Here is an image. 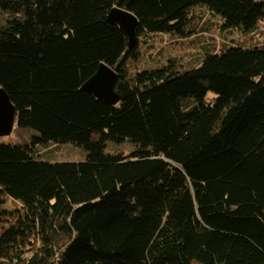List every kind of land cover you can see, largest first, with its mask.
I'll use <instances>...</instances> for the list:
<instances>
[{
  "label": "trees",
  "instance_id": "trees-1",
  "mask_svg": "<svg viewBox=\"0 0 264 264\" xmlns=\"http://www.w3.org/2000/svg\"><path fill=\"white\" fill-rule=\"evenodd\" d=\"M114 7L139 21L132 50ZM262 19L264 0H0V89L36 132L0 144V264H264V45L128 66L143 35L176 48ZM101 63L115 105L81 89ZM127 139L135 153L107 154ZM52 143L87 161H39Z\"/></svg>",
  "mask_w": 264,
  "mask_h": 264
},
{
  "label": "rangeland",
  "instance_id": "rangeland-1",
  "mask_svg": "<svg viewBox=\"0 0 264 264\" xmlns=\"http://www.w3.org/2000/svg\"><path fill=\"white\" fill-rule=\"evenodd\" d=\"M195 9L198 10L200 7L193 8L192 13H195ZM216 15L212 17H221L220 15ZM198 21L199 19H196L194 24ZM220 26L221 23L217 29L214 27L207 28L209 31L204 36L195 38L197 36L196 34L191 40L180 42L176 48H174L173 44L176 45L175 43L177 42L174 43L173 40L167 39L166 35H143L140 38L141 57L137 61H130L128 66H130L131 70L141 72L160 68L166 65L167 60L177 58L181 60L179 69L183 71L192 68L195 62L201 60L206 54L212 53L215 47L220 48L218 45L220 42L222 43V50H226L231 46L255 47L264 45V19L259 22L255 29L248 32L239 27L226 33ZM189 61L191 62L188 63ZM35 134L36 132L32 129L20 128L17 121H15L12 132L8 135L0 136V144H27L31 142ZM137 150V145L128 139L120 144L110 142L106 148L107 154L114 156H128ZM87 156L88 153L84 149L70 143H52L43 152L39 161L49 163H84L87 161ZM2 206L9 212H14L22 208V204L19 201L12 199L8 195L5 196V202ZM9 225L10 222L4 223L3 228H8ZM2 232L3 229L0 228V234Z\"/></svg>",
  "mask_w": 264,
  "mask_h": 264
},
{
  "label": "water",
  "instance_id": "water-1",
  "mask_svg": "<svg viewBox=\"0 0 264 264\" xmlns=\"http://www.w3.org/2000/svg\"><path fill=\"white\" fill-rule=\"evenodd\" d=\"M107 20L116 24L128 39V49L132 50L137 44L136 29L139 21L135 15L126 9L114 7L108 14ZM118 74L115 70L101 63L96 73L82 86V90L92 93L96 98L105 103L115 105L120 99L115 92ZM16 118V109L9 95L4 89H0V136L12 132Z\"/></svg>",
  "mask_w": 264,
  "mask_h": 264
},
{
  "label": "crops",
  "instance_id": "crops-1",
  "mask_svg": "<svg viewBox=\"0 0 264 264\" xmlns=\"http://www.w3.org/2000/svg\"><path fill=\"white\" fill-rule=\"evenodd\" d=\"M195 38H197V36Z\"/></svg>",
  "mask_w": 264,
  "mask_h": 264
}]
</instances>
